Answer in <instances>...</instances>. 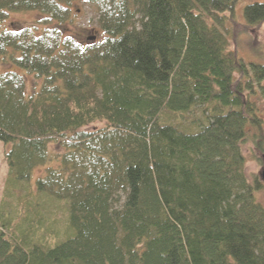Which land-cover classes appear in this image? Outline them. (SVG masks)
<instances>
[{
  "label": "trees",
  "instance_id": "16d2710c",
  "mask_svg": "<svg viewBox=\"0 0 264 264\" xmlns=\"http://www.w3.org/2000/svg\"><path fill=\"white\" fill-rule=\"evenodd\" d=\"M261 26L264 0H0V264H264V63L231 48Z\"/></svg>",
  "mask_w": 264,
  "mask_h": 264
},
{
  "label": "rangeland",
  "instance_id": "374dc122",
  "mask_svg": "<svg viewBox=\"0 0 264 264\" xmlns=\"http://www.w3.org/2000/svg\"><path fill=\"white\" fill-rule=\"evenodd\" d=\"M251 0H246L250 2ZM240 9H238V21L241 22ZM72 22L69 23V28L77 32H85L88 34L94 33V29L98 27L97 23V15L93 11L91 7H89L85 3L75 4L72 8L71 14ZM34 19H36V15L32 14H24L20 13L12 17V20L21 25H28ZM96 31V30H95ZM232 49H234L239 56L245 59V61L253 63H264V26H261L257 31H249L246 28H241L236 31L233 37ZM12 67L7 66L6 64H0V70L6 71L11 69ZM26 82V94H32L36 89L35 80L32 79L31 76L24 75ZM258 105L261 106L260 117L262 120V126L260 131L255 128H251L249 131L250 139L242 145V152L245 157V173L249 178L252 176H260L263 162L262 156L264 155V108H262V104L258 102ZM263 137L261 144V149L256 147L257 143H254L253 140L260 139ZM10 149L9 145L0 144V202L2 200L3 190L5 188V182L7 179V161L6 155ZM42 173L41 168H37L33 171L27 186L30 189H35V181ZM25 192H28V188H26ZM256 200L264 206V189L255 194Z\"/></svg>",
  "mask_w": 264,
  "mask_h": 264
},
{
  "label": "water",
  "instance_id": "95a60500",
  "mask_svg": "<svg viewBox=\"0 0 264 264\" xmlns=\"http://www.w3.org/2000/svg\"><path fill=\"white\" fill-rule=\"evenodd\" d=\"M262 161H263V167L260 173V179L262 181V183L264 184V155L262 156Z\"/></svg>",
  "mask_w": 264,
  "mask_h": 264
}]
</instances>
